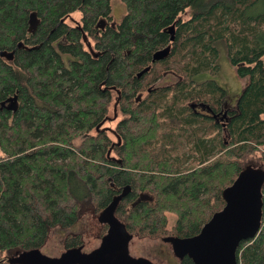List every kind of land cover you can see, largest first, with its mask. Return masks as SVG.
<instances>
[{"label":"trees","instance_id":"16d2710c","mask_svg":"<svg viewBox=\"0 0 264 264\" xmlns=\"http://www.w3.org/2000/svg\"><path fill=\"white\" fill-rule=\"evenodd\" d=\"M113 1L0 0V264H26L13 254L118 197L127 234L163 240L199 235L248 168L263 173L264 203V0H118L126 14L112 27ZM77 11L82 31L62 23ZM222 48L247 84L221 121L226 91L198 77L217 75ZM166 75L178 81L161 86ZM237 257L264 264V205Z\"/></svg>","mask_w":264,"mask_h":264},{"label":"water","instance_id":"95a60500","mask_svg":"<svg viewBox=\"0 0 264 264\" xmlns=\"http://www.w3.org/2000/svg\"><path fill=\"white\" fill-rule=\"evenodd\" d=\"M85 41L93 53L86 36ZM169 52V48L157 52L153 57V62L165 59ZM2 56L7 60L13 59V53H2ZM149 70L150 67L146 68L138 74V77ZM262 184L263 173L261 171L248 168L241 173L234 184L223 193L226 202L223 210L212 217L199 235L186 239H169L175 255L179 259L189 257L194 264H238L237 253L240 244L243 241L254 239L262 226L264 205ZM120 199L121 197H118L108 209L101 212V220L110 226V231L104 237L105 241L98 252V257L116 255L121 252L122 259L115 261V264H153L145 259H129L128 243L123 241L121 232L129 238L133 236L127 234L125 227L112 213ZM20 261L25 263L24 260ZM44 263L57 264L55 259L47 258ZM62 263L74 264L66 259Z\"/></svg>","mask_w":264,"mask_h":264},{"label":"rangeland","instance_id":"374dc122","mask_svg":"<svg viewBox=\"0 0 264 264\" xmlns=\"http://www.w3.org/2000/svg\"><path fill=\"white\" fill-rule=\"evenodd\" d=\"M113 17L116 23H120L126 14V8L124 4L118 0L112 2ZM183 20L189 19V13L182 16ZM219 70L216 76L211 74H202L198 77V80H215L227 93L232 105L236 104L237 99L242 94L247 80L239 78L235 68L227 60L225 50L222 48L219 57ZM177 77L172 75H166L165 78L159 83L161 86H168L176 83ZM121 119V115L114 114L111 110L109 116V123L105 126L113 129L117 122ZM258 156V155H257ZM255 171H260L258 167H252ZM101 213H96L92 206L84 205L79 221L67 229L53 228L49 232L47 242L44 247L38 252L22 253L20 251L16 254H22L19 256L21 260H24L26 264H44L45 259L60 260L67 250L66 239L69 236L79 235L84 242V252H92L105 241L110 231V226L107 223H103L100 217ZM176 216L169 215V229L174 225ZM107 225V226H106ZM129 259H145L153 264H180L179 259L176 257L173 251L172 243L168 240L150 239L145 237H139L135 235L129 240ZM9 256V255H8ZM7 257L5 259L11 260ZM18 257V255H17Z\"/></svg>","mask_w":264,"mask_h":264},{"label":"flooded vegetation","instance_id":"af4514ba","mask_svg":"<svg viewBox=\"0 0 264 264\" xmlns=\"http://www.w3.org/2000/svg\"><path fill=\"white\" fill-rule=\"evenodd\" d=\"M80 13H81L80 11H77V12L71 14L70 16L65 18V20L62 21V23H65L67 26H69L71 28H76V29L82 31L83 23L81 21V14ZM31 17H32V19H31L30 27H29V33L30 34L34 33L36 31L38 25H39L38 22H36L35 16H31ZM113 19H114V17H113ZM117 24H119V23H116L115 19H114V21L111 23V26L115 27ZM107 26H108V23L105 20H102L98 24V29L105 30L107 28ZM83 38H84V41H85V36H83ZM85 43H87V42L85 41ZM226 98H227V104L224 106L223 115L221 114L222 115V117L220 119L221 121L226 117L227 111H232L237 106L238 99L236 101V104L232 105V103L230 102L231 99H229L228 95H226ZM12 109L14 111L17 110V105L15 104L12 107ZM121 233H122L123 241L125 243L126 242L128 243V250H129V240H130V238H129V236L123 234V232H121ZM134 236L135 235H133V237ZM164 240H166V239H164ZM102 246L103 245H101L100 247H98L97 249H95L94 251H92L90 253L84 252L83 251L84 247L83 248H79V249L77 248L78 250L77 249H67L66 252L64 253V255L61 257V259L59 261L56 260V262H57V264H64L62 262H63V260L66 259L67 261L69 260V261L74 262V264H115L116 263L115 261H118V259L119 260L122 259L120 257V253L121 252L117 253L116 255H114V254L104 255L101 258H99L98 257V252L101 250ZM125 248H127V247H125ZM181 260L182 259H179L180 264H181Z\"/></svg>","mask_w":264,"mask_h":264}]
</instances>
